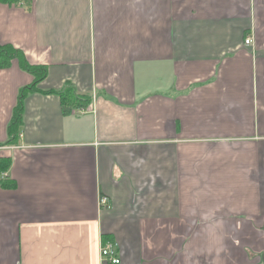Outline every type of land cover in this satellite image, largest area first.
Segmentation results:
<instances>
[{
    "label": "crops",
    "instance_id": "obj_1",
    "mask_svg": "<svg viewBox=\"0 0 264 264\" xmlns=\"http://www.w3.org/2000/svg\"><path fill=\"white\" fill-rule=\"evenodd\" d=\"M0 43L91 99L26 97L0 264H264V0L0 3ZM32 81L0 70V145Z\"/></svg>",
    "mask_w": 264,
    "mask_h": 264
},
{
    "label": "trees",
    "instance_id": "obj_2",
    "mask_svg": "<svg viewBox=\"0 0 264 264\" xmlns=\"http://www.w3.org/2000/svg\"><path fill=\"white\" fill-rule=\"evenodd\" d=\"M0 3L10 6L21 5L23 7L29 8L31 5V0H0ZM14 61L18 63L22 71L33 77V81L30 85L20 90L18 102L14 109V114L8 128L9 139L6 143L1 144L0 147L15 145L19 136V127L22 125L24 101L30 94L42 92L44 94L57 95L61 100L64 111L74 113L85 110L86 106L91 101L87 95L77 94L70 82H67L61 90H48L45 92L40 91L38 86L47 78L48 67L45 65L31 64L21 50L16 49L12 45H3L0 43V70L10 68ZM9 167L10 161L0 157L1 186L10 183L6 178L7 176H3L7 173Z\"/></svg>",
    "mask_w": 264,
    "mask_h": 264
},
{
    "label": "built area",
    "instance_id": "obj_3",
    "mask_svg": "<svg viewBox=\"0 0 264 264\" xmlns=\"http://www.w3.org/2000/svg\"><path fill=\"white\" fill-rule=\"evenodd\" d=\"M252 43V39L248 38L245 41L246 45H250ZM81 113L84 112V110L80 111ZM80 112H76V113H80ZM6 146L4 147H0V151H3ZM3 176H7L6 174H4ZM101 204L103 206H106L107 204V198H101ZM101 257L104 263L106 264H120L121 263V258L118 254V251L116 249V246L112 243H107L104 246H102L101 249Z\"/></svg>",
    "mask_w": 264,
    "mask_h": 264
}]
</instances>
